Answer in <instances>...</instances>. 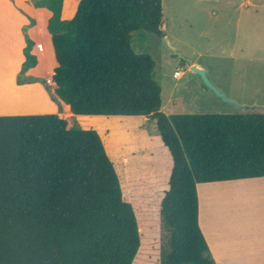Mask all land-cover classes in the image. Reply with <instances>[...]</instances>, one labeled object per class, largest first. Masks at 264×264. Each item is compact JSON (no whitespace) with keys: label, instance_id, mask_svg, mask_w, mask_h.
Returning a JSON list of instances; mask_svg holds the SVG:
<instances>
[{"label":"trees","instance_id":"trees-1","mask_svg":"<svg viewBox=\"0 0 264 264\" xmlns=\"http://www.w3.org/2000/svg\"><path fill=\"white\" fill-rule=\"evenodd\" d=\"M78 2V5H77ZM33 0L47 8L56 97L73 115L146 116L172 165L154 214L168 231L153 264H215L196 185L264 177V114L160 111L154 63L130 34L163 35L161 0ZM31 41L21 74L36 64ZM140 234L124 180L92 128L57 114L0 116V264H134ZM153 254V255H154Z\"/></svg>","mask_w":264,"mask_h":264},{"label":"rangeland","instance_id":"rangeland-1","mask_svg":"<svg viewBox=\"0 0 264 264\" xmlns=\"http://www.w3.org/2000/svg\"><path fill=\"white\" fill-rule=\"evenodd\" d=\"M65 6L63 0L61 18L68 20L77 6L69 15ZM161 7L162 36L144 30L130 34L133 52L148 55L154 63L153 80L161 90L160 111L165 115L243 113L215 96L199 75L189 70L192 63L206 71L209 81L227 99L259 106L249 112L262 113L264 0H161ZM3 11L0 7V13ZM13 38L10 36L6 46H0V102L19 97L6 80L7 71L13 70L16 61ZM46 53L50 54L47 47ZM175 72L180 76L174 77ZM23 80L19 75L18 81ZM47 81L49 88L52 79ZM59 102L53 100V107L51 103L45 105L44 110L54 111L22 112L57 114L67 121L68 128L98 132L124 180L125 195L137 219L141 244L134 264H153L157 257L153 249L165 248L169 236L155 216L154 206L166 187L171 164L155 121L142 116H76ZM250 195V189L229 184L207 192L204 199L215 201L217 210H231L234 202L241 208L250 206L244 201Z\"/></svg>","mask_w":264,"mask_h":264},{"label":"crops","instance_id":"crops-1","mask_svg":"<svg viewBox=\"0 0 264 264\" xmlns=\"http://www.w3.org/2000/svg\"><path fill=\"white\" fill-rule=\"evenodd\" d=\"M1 3L0 7L6 11L0 13V46H6L9 37H14L13 49L16 53L14 68L7 71L9 78L6 80L12 91L19 97L0 102V116L40 115L22 111H54L52 108L44 110L45 105L49 103L53 107V100L58 105L61 104L57 97L54 99L56 85L53 82L48 85L49 88L46 85L47 79L49 77L52 79L53 69L56 67L51 34L48 31V21L52 13L47 8L35 7L33 0H1ZM60 19L67 20L62 19L61 14ZM26 40L31 41L30 53L35 56L36 64L21 74ZM38 43L43 44L42 51L36 49ZM46 47L49 48V55L46 53ZM19 75H23L24 80L21 82L18 81ZM254 107L259 108L256 105ZM260 114H264V111ZM142 119L151 120L146 116H142ZM170 163L169 170L172 161ZM229 184L251 190L250 197L244 199L245 202L250 203V206L241 208L238 202H234L231 210H217L214 208L218 207L215 206V201L204 199L207 192H213L217 187ZM196 190L198 226L214 263L264 264V177L223 183H200L196 185Z\"/></svg>","mask_w":264,"mask_h":264},{"label":"water","instance_id":"water-1","mask_svg":"<svg viewBox=\"0 0 264 264\" xmlns=\"http://www.w3.org/2000/svg\"><path fill=\"white\" fill-rule=\"evenodd\" d=\"M189 70L199 75V77L201 78L203 83L206 85V87H208L215 94V96L220 98L223 102L233 106L237 110H240L244 113L250 110H253L255 108V107H249L246 105H240L232 100L227 99L225 95L209 81V79L207 78L206 71L203 68L199 67L198 65L190 63Z\"/></svg>","mask_w":264,"mask_h":264},{"label":"built area","instance_id":"built-area-1","mask_svg":"<svg viewBox=\"0 0 264 264\" xmlns=\"http://www.w3.org/2000/svg\"><path fill=\"white\" fill-rule=\"evenodd\" d=\"M36 49H37L38 51H42V50H43V44H42V43H38V44H36ZM177 74H178V73L175 72V73H174V77H176Z\"/></svg>","mask_w":264,"mask_h":264},{"label":"bare ground","instance_id":"bare-ground-1","mask_svg":"<svg viewBox=\"0 0 264 264\" xmlns=\"http://www.w3.org/2000/svg\"><path fill=\"white\" fill-rule=\"evenodd\" d=\"M179 76H180V74H177V75H176V77H179Z\"/></svg>","mask_w":264,"mask_h":264}]
</instances>
